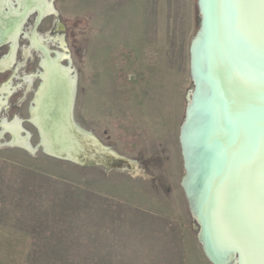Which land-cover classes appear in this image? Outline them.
Returning a JSON list of instances; mask_svg holds the SVG:
<instances>
[{
	"label": "rangeland",
	"instance_id": "obj_1",
	"mask_svg": "<svg viewBox=\"0 0 264 264\" xmlns=\"http://www.w3.org/2000/svg\"><path fill=\"white\" fill-rule=\"evenodd\" d=\"M196 1L54 0L58 18H45L38 32L50 33L57 21L69 27L78 23L75 32L71 30L76 35L72 41H78L71 48L81 56L74 62L81 70L74 121L134 169L82 167L41 149L31 153L2 146L0 177L20 178L21 214L24 195L51 199L31 202L19 223L58 230L57 237L70 242L92 241L88 225L94 212L112 200L175 222L183 237L186 264H211L198 241L199 225L190 209L186 218L178 137L185 117L180 113L186 111L193 90L189 48L199 29ZM20 107L21 118H26L27 102ZM7 117L11 120L12 115ZM23 125L34 135L30 142L36 147L39 138L31 126ZM10 141L5 134L0 145ZM17 219L9 218L14 223ZM126 247L129 253L136 249Z\"/></svg>",
	"mask_w": 264,
	"mask_h": 264
},
{
	"label": "water",
	"instance_id": "obj_2",
	"mask_svg": "<svg viewBox=\"0 0 264 264\" xmlns=\"http://www.w3.org/2000/svg\"><path fill=\"white\" fill-rule=\"evenodd\" d=\"M263 2L197 0L196 3L199 29L189 48L193 90L186 111L180 113L185 117L178 137L184 169L182 186L187 197L186 218L190 209L199 225L198 241L212 264H264ZM44 15L38 13L37 20ZM69 81L61 108L49 102L50 97L46 102L40 100L41 84L31 117L39 131V142L32 147L29 135L17 134L18 140L25 142L20 146L31 153L40 148L46 155L82 167L101 166L105 170L128 167L130 161L103 146L75 123L76 77H70ZM40 103L44 105L43 121L40 116L33 118L37 108H41ZM63 111L73 141L63 144V150L56 153L52 150L61 149V142L53 138V144L50 133L60 137ZM19 130L20 127L17 133ZM46 137L53 147L50 151L45 149ZM80 139L88 142L85 150L79 146ZM10 142L4 145H18ZM84 156L85 161L80 160ZM100 156L118 162L119 166L99 162Z\"/></svg>",
	"mask_w": 264,
	"mask_h": 264
},
{
	"label": "crops",
	"instance_id": "obj_3",
	"mask_svg": "<svg viewBox=\"0 0 264 264\" xmlns=\"http://www.w3.org/2000/svg\"><path fill=\"white\" fill-rule=\"evenodd\" d=\"M20 185V178L0 177V264H186L178 224L112 200L94 212L88 225L92 226V241L70 242L58 238V230L21 224L19 218L28 215L31 202L51 199L24 195L21 214ZM13 215L18 218L16 223L9 220ZM128 240L132 245L125 244ZM126 245L135 246V254Z\"/></svg>",
	"mask_w": 264,
	"mask_h": 264
},
{
	"label": "flooded vegetation",
	"instance_id": "obj_4",
	"mask_svg": "<svg viewBox=\"0 0 264 264\" xmlns=\"http://www.w3.org/2000/svg\"><path fill=\"white\" fill-rule=\"evenodd\" d=\"M46 2H47V5L50 4L51 6H50V8H49V6H47V13H44L45 15L41 19L37 20L38 11L36 9H33L32 11H29L27 14L25 13L24 16H21V17L19 16L18 18L12 20V22H14V23L18 22L17 23L18 27L16 29L15 34L13 35V39H7L6 37L0 38V61L8 55L11 58L10 66H7L6 68H4L2 70L0 69V89L3 87H6L8 89V92H1L0 91V120H1L0 130L2 129L0 131V134L1 133L3 134L2 137L5 134H8L11 136V139H12V134L10 133V131H8L4 128V125L6 122H7V125L13 123V124H15L17 131H18L19 127L21 128V130H19L18 135H20L21 137H26L29 135L28 141L30 144H31L30 141L34 135L32 133H30L29 131H27L24 128L23 124H28L29 126H31L32 129L34 130V133L39 138L38 128L33 124L31 117H32V110L35 108V95H36V92L38 91L39 87L42 84V80H41L42 78L41 77L45 71V69H42V68H44L46 63L51 64L53 62L52 64L56 65V67L58 69L61 68L60 69L61 71H64V72L68 71V72H66L68 78H70L72 76L76 77V89H77L78 81L80 80V74H81V70L79 73V69L78 68L76 69L74 66L75 58L78 57L79 59H81L80 58L81 56H79L78 51L74 52L71 48L72 42H74V44L75 43L78 44L77 40L72 41V40H74V36H76V35H75V33L71 32V30L75 32L74 26L76 27V25H77V27H78V23L77 24L74 23L72 27H69L66 22L63 21L62 23H60L59 21H57L55 26L53 27L52 31H50V33L41 35L38 32V28L45 18H47L49 16H53V17L58 18V12L54 6V0H47ZM196 3H197V1H196ZM18 4H19V2H17L16 0H10V3H9L10 7H12V8H17ZM7 11H9V6L3 7L2 12H7ZM29 21H31V23H29ZM75 21H78V19H76ZM11 24H9V25H11ZM30 24H31V26H30ZM27 26H29V27H27ZM60 26L62 28H60ZM33 31H34V34H33ZM55 32H65V35H62V36L58 35L57 36V35H55ZM38 35H40V36H38ZM54 37H55V39H54ZM59 37H61V38H59ZM58 42H59V44H58ZM37 45H39V47ZM56 46H58V47H56ZM24 48H26V49H24ZM42 48H43V50H41ZM52 55H53V57H52ZM58 55L60 57H58ZM56 58H58V59H56ZM49 60H50V62H49ZM55 60L57 62H55ZM44 61H46V62H44ZM61 62H63L64 64ZM33 72H34V74H33ZM32 74H33V76H32ZM28 76H31V77H28ZM27 77L29 79H27ZM25 79L29 80V82L26 81ZM28 84H30V85L28 86ZM18 92H20V97L16 98V94ZM28 94H30L31 96H29ZM12 99H15V102L11 104ZM16 100H17V102H16ZM26 102H27V107H26V112H25L26 118H21L23 110L21 109L20 105H22ZM15 106L20 107V109L15 107ZM16 112H18V113H16ZM8 113L12 115L11 120H9L7 117ZM16 118H17V120H16ZM5 119H6V121H5ZM18 122H19L20 126L18 125ZM2 137H0V140L2 139ZM2 146H5V145H0V148ZM8 147H17V148L26 150L25 148H23L20 145H10ZM50 157H52V156H50ZM52 158H54V157H52ZM55 159H57V158H55Z\"/></svg>",
	"mask_w": 264,
	"mask_h": 264
},
{
	"label": "bare ground",
	"instance_id": "obj_5",
	"mask_svg": "<svg viewBox=\"0 0 264 264\" xmlns=\"http://www.w3.org/2000/svg\"><path fill=\"white\" fill-rule=\"evenodd\" d=\"M17 2H19L18 4V7L17 8H12L10 7L9 3H10V0H0V38H4L6 37L7 39H13V35L15 34L16 32V29L18 27V22L14 23L12 22L13 19H16L18 18L19 16H24V14L28 13L29 11H32L33 9H36L38 11V13H47V2L46 0H16ZM264 3V2H263ZM13 4V3H12ZM5 6H9V11L7 12H2L3 11V7ZM262 11L264 12V5L262 6ZM260 9V10H261ZM54 10V9H53ZM259 10V11H260ZM55 12V11H54ZM32 16V15H31ZM35 18V17H34ZM25 19V18H24ZM35 20V19H34ZM38 22V21H37ZM12 23V24H11ZM11 24V25H9ZM24 28V27H23ZM32 33V32H31ZM33 34H34V31H33ZM40 36V35H38ZM30 38V37H29ZM34 38V37H33ZM53 38V37H52ZM61 38V37H59ZM49 39V38H48ZM55 39V37H54ZM31 40V39H30ZM38 41V40H37ZM36 41V42H37ZM55 41V40H54ZM30 43V42H29ZM34 43V42H33ZM39 43V42H38ZM32 44V43H31ZM41 44V43H40ZM59 44V42H58ZM18 45V44H17ZM31 46V45H30ZM39 47V45H37ZM42 46V45H41ZM58 47V46H56ZM30 48V47H29ZM44 48V47H43ZM43 48L41 50H43ZM26 49V48H24ZM28 49V48H27ZM50 49V48H49ZM64 49V48H63ZM39 50V49H38ZM45 50V49H44ZM40 51V50H39ZM53 51V50H52ZM64 51V50H63ZM27 52V51H26ZM42 52V51H41ZM46 52V51H45ZM32 53V52H31ZM48 53V52H47ZM46 53V54H47ZM38 54V53H37ZM57 54V53H56ZM64 54V53H63ZM29 55V54H28ZM44 55V54H43ZM50 55V54H49ZM48 56V55H47ZM62 56V55H61ZM67 56V55H66ZM53 57V55H52ZM58 57H60L58 55ZM42 58V57H41ZM44 58V57H43ZM49 59V58H48ZM58 59V58H56ZM61 59V58H60ZM68 59V58H67ZM15 61V60H14ZM10 62H11V58L10 56H6L5 58H3L1 61H0V69H4L6 68L7 66H10ZM16 62V61H15ZM46 62V61H44ZM50 62V60H49ZM55 62H57L55 60ZM53 63V62H52ZM47 64L44 66V68L42 69H45L43 75H42V90H43V96L40 100L46 102L48 97H50V100L49 102H53L55 103L57 106L59 105L60 108L63 107V104L65 103L66 101V95L69 91V85H70V81H69V78L67 76V73L68 71L64 72V71H61L60 69H58L56 67V65L54 64ZM63 63V62H61ZM16 64V63H15ZM43 64V63H42ZM60 64V63H59ZM23 65V64H22ZM61 65V64H60ZM65 67V66H64ZM71 67V66H70ZM41 69V70H42ZM70 69V68H69ZM40 70V71H41ZM70 71V70H69ZM34 74V72H33ZM32 74V76H33ZM35 76V75H34ZM28 77H31V76H28ZM27 77V79H29ZM40 77V76H39ZM73 77V76H72ZM22 79V78H21ZM25 79L26 81L29 82V80ZM32 79V78H31ZM24 80V81H25ZM27 82V83H28ZM7 83V82H6ZM7 85V84H6ZM30 84H28L29 86ZM1 92H8V89L6 87H3L0 89ZM6 101V100H5ZM40 106L41 108H37V111H36V114L33 115V118H36V117H39L40 116V121H43L42 120V115L44 114L43 113V110H44V105L43 103L41 104L40 103ZM6 107V106H5ZM33 107V106H32ZM57 109H59L57 107ZM40 111V113H39ZM46 112V111H45ZM47 116V114H46ZM61 118H62V122H63V128H62V131L60 132V137H56V135H52V142L53 144L55 143L54 140H56L57 142H61L60 148H57L58 150L55 151L52 150V145L50 146L49 144V140L46 138L45 139V145H48L46 146V150L47 151H54V152H61L63 150L62 147H64L63 144L65 143H70L73 141V134L71 133L69 127H68V124H66V115L64 113V111L62 112L61 114ZM2 119V118H1ZM19 119V118H18ZM65 119V120H64ZM17 120V118H16ZM6 121V119H5ZM47 121H48V118H47ZM1 122V120H0ZM31 122V121H30ZM4 123V122H3ZM7 123V122H6ZM42 124V127H45V125L43 124V122H41ZM77 124V123H76ZM20 126V125H19ZM6 130L10 131V133L12 134V140H11V144L15 143V144H18V145H24V141H19L18 138H17V128L15 126V124L11 123L7 126L4 127ZM2 130V129H1ZM0 130V131H1ZM28 135V134H27ZM29 137V136H28ZM54 138V140H53ZM48 143V144H47ZM81 145L82 149L85 150V147H87L88 145V142H86V140H82L80 139L79 140V146ZM85 145V146H84ZM78 146V147H79ZM57 147V146H56ZM55 147V148H56ZM92 153H90V156L88 157H91ZM87 157V156H86ZM86 157H82L80 158V160L82 161H85ZM123 158V157H122ZM99 162H102L106 165H109V166H115V167H118L119 166V163L116 162V163H113L114 161L108 157H103V156H100L99 158H97ZM115 164V165H114ZM128 168L129 169H134V166L132 163H129L128 165ZM123 169V168H122Z\"/></svg>",
	"mask_w": 264,
	"mask_h": 264
},
{
	"label": "trees",
	"instance_id": "obj_6",
	"mask_svg": "<svg viewBox=\"0 0 264 264\" xmlns=\"http://www.w3.org/2000/svg\"><path fill=\"white\" fill-rule=\"evenodd\" d=\"M195 9H196V4H195Z\"/></svg>",
	"mask_w": 264,
	"mask_h": 264
}]
</instances>
